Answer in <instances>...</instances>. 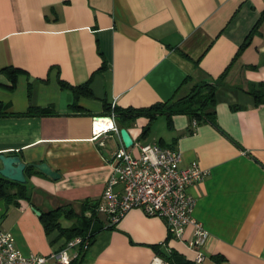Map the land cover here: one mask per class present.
<instances>
[{"label":"crops","instance_id":"1","mask_svg":"<svg viewBox=\"0 0 264 264\" xmlns=\"http://www.w3.org/2000/svg\"><path fill=\"white\" fill-rule=\"evenodd\" d=\"M263 10L264 0H0V101L13 113L29 106L56 112L0 116V153L26 164V182L14 186L25 195L9 201L0 220L16 247L38 256L63 248L65 238L46 233L39 218L61 208L62 227L77 224L82 237L99 231L80 264H168L154 249L164 243L193 262L190 225L178 239L164 219L133 207L104 228L96 208L122 141L113 131L93 137L91 122L108 115L107 107L175 100L207 80L220 83L214 122L164 116L158 136L151 133L158 116L115 123L134 143L173 147L182 165L196 161L208 171L188 187L192 214L209 233L201 264H264V101L251 94L264 83ZM4 68L19 71L12 89ZM60 80L89 82L92 96L80 95L73 107L74 93ZM42 162L59 178L33 166ZM80 250L67 251L69 264Z\"/></svg>","mask_w":264,"mask_h":264},{"label":"built area","instance_id":"2","mask_svg":"<svg viewBox=\"0 0 264 264\" xmlns=\"http://www.w3.org/2000/svg\"><path fill=\"white\" fill-rule=\"evenodd\" d=\"M102 121L108 125L98 127ZM91 131L93 137L107 131L119 135L113 112L94 117ZM131 147L138 149L137 156L129 151ZM207 174L196 161L182 165V154L173 147L133 142L125 148L122 144L115 153L112 173L96 211L106 218L104 228L115 225L133 207L141 208L147 216L164 219L169 232L178 239L190 225L191 236L186 244L194 252L193 262L201 264L206 258L204 246L209 233L192 214L195 201L188 187ZM89 243V236H76L48 256L24 255L16 247L12 234L0 229V264H45L49 260V264H69L67 251L78 247L85 250Z\"/></svg>","mask_w":264,"mask_h":264},{"label":"trees","instance_id":"3","mask_svg":"<svg viewBox=\"0 0 264 264\" xmlns=\"http://www.w3.org/2000/svg\"><path fill=\"white\" fill-rule=\"evenodd\" d=\"M264 19V10L262 11L259 21ZM251 35H248L246 40L241 44L240 50L244 48L250 39ZM230 66V65H229ZM227 66V68H229ZM226 68V70H227ZM225 70V71H226ZM11 79V89L15 84V79L18 74V70L4 68ZM224 71V73H225ZM223 73V74H224ZM62 88H69L74 93L75 102L73 107H76V100L80 95L87 97L92 96V92L89 88V82L78 86L68 85L63 81H59ZM220 85L219 81H202L193 85L190 92L178 99H169L164 102H157L147 107L142 108H121V107H107L109 113L113 112L116 122H119L122 125H125L133 121L138 116H145L149 120H153L159 115L166 117L167 121L170 122L171 117L175 114H187L191 117L192 122L195 124L200 122L209 121L214 122L215 113V94L218 86ZM259 88L254 89L251 94L254 96L256 102L264 101V83L258 85ZM56 112L51 107H33L29 106L25 112L22 113H13L8 111V105L0 101V116L15 115V116H41V115H50L55 114ZM148 126L144 127L142 130V136L147 132ZM23 186L21 183L11 182L7 180H0V198L5 197L7 202L11 201L17 195H25L24 189H14V186ZM14 190V192H12ZM63 215L61 208H56L47 212L40 214L39 218L43 224L44 230L46 233H50L53 230L59 232V236L65 238L64 244L76 236H82L86 234V230L82 229L81 226L75 224L71 227L64 228L60 225L59 219ZM64 216L68 217L66 213ZM95 212L91 211L88 217L83 216L84 220L90 222L93 220ZM113 226L106 227V229H111ZM103 229V228H102ZM98 229L94 230L89 236L90 241L98 233ZM156 254L163 261L168 264H195L194 262L186 259L184 255L180 254L172 248H168L164 244H159L154 246ZM83 255V250L78 251L76 257L72 260V264H80Z\"/></svg>","mask_w":264,"mask_h":264},{"label":"water","instance_id":"4","mask_svg":"<svg viewBox=\"0 0 264 264\" xmlns=\"http://www.w3.org/2000/svg\"><path fill=\"white\" fill-rule=\"evenodd\" d=\"M119 135L125 148L133 144V140L125 128L119 129ZM33 166L53 179L59 178L58 173L53 171L46 163H36ZM25 167L26 164L18 155L0 153V180L24 184L26 182L24 175ZM7 206L8 202L6 198H0V220L5 215ZM34 211L37 215L40 214L38 210L34 209Z\"/></svg>","mask_w":264,"mask_h":264},{"label":"rangeland","instance_id":"5","mask_svg":"<svg viewBox=\"0 0 264 264\" xmlns=\"http://www.w3.org/2000/svg\"><path fill=\"white\" fill-rule=\"evenodd\" d=\"M164 124H165L164 116H162V115L158 116V118H156V120H154L151 124V133L158 136V134L165 131ZM64 224H65V222H64Z\"/></svg>","mask_w":264,"mask_h":264},{"label":"bare ground","instance_id":"6","mask_svg":"<svg viewBox=\"0 0 264 264\" xmlns=\"http://www.w3.org/2000/svg\"><path fill=\"white\" fill-rule=\"evenodd\" d=\"M105 125H108V123H105V121H102V122L98 125V127H104Z\"/></svg>","mask_w":264,"mask_h":264}]
</instances>
